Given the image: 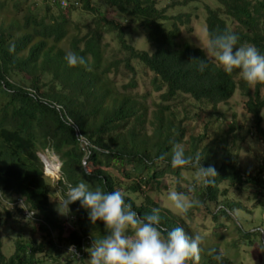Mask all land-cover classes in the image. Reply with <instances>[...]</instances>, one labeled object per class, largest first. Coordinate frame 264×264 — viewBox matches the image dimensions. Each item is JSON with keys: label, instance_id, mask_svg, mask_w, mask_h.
Masks as SVG:
<instances>
[{"label": "trees", "instance_id": "trees-1", "mask_svg": "<svg viewBox=\"0 0 264 264\" xmlns=\"http://www.w3.org/2000/svg\"><path fill=\"white\" fill-rule=\"evenodd\" d=\"M66 1L62 9L57 1L0 0V231L5 216L12 222L24 219L21 207L11 206L14 197L22 198L38 219L24 225L29 237L12 240L11 255L0 239V264H89L83 242L106 235L103 222L92 224L79 201L69 205L71 219L53 208L51 181L39 158L46 152L61 162L56 182L61 197L66 178L73 186L87 182L92 190H121L141 216L159 209L161 224L169 230L183 227L190 236L200 235L188 224L199 215L210 220L212 236L201 235L198 264H235L253 240L264 250V84L249 86L239 70L227 74L201 49L177 43L180 27L191 18L182 8L201 4L206 32H233L237 47L254 45L264 54V0H169L165 8L157 7L158 0ZM176 9L175 15L167 14ZM78 11L83 22L71 19ZM138 30L153 52L130 43V31ZM105 36H112L115 49L108 50ZM68 51L84 57L87 66L69 67ZM203 59L207 67L200 71ZM136 64L152 75L149 86L160 93L158 101L148 100L149 91L138 92ZM118 76L125 81L118 83ZM237 91L246 98L250 116L241 128L223 122L217 111ZM209 109L217 115L216 130L209 133L214 123L208 122L195 134L198 113ZM249 135L261 147L254 170L243 168L239 159ZM175 144L186 156L200 154L202 166L216 168L212 185L196 183L191 167L170 166ZM162 154H167L165 162L157 160ZM85 167L91 175L83 174ZM166 177L178 185L171 179L164 185ZM173 187L199 201L187 215L158 204ZM243 214L252 216L251 224ZM70 245L84 252L78 262L66 257L63 248ZM211 249L216 251L209 255Z\"/></svg>", "mask_w": 264, "mask_h": 264}, {"label": "clouds", "instance_id": "clouds-1", "mask_svg": "<svg viewBox=\"0 0 264 264\" xmlns=\"http://www.w3.org/2000/svg\"><path fill=\"white\" fill-rule=\"evenodd\" d=\"M238 39L239 37L233 32L216 34L205 32L202 50L207 57L214 59L225 73L231 74L234 70H239L240 77L249 86L264 84V54H260L254 45L237 47ZM65 60L69 67L87 66L84 57L72 51L66 52ZM206 67L207 61L200 60V71ZM104 151L107 152L108 149L105 148ZM41 154L44 153H40L39 158L45 176L49 168L53 170L54 165L56 170L61 169V162L59 159L56 160V156L51 163H48L45 159H41L43 157ZM45 155L54 154L47 152ZM166 156L167 154H162L157 160L165 162ZM167 162L174 169L186 167L195 169L194 181L204 187L212 185L218 175L214 166H202L200 154L186 156L185 149L179 144L174 145L170 161ZM83 174L89 176L91 172L85 167ZM63 182L67 191L64 197L57 200L58 213L68 215L69 205L79 201L81 207L87 210L89 221L92 224L102 221L106 230V235L99 240H93L91 247L87 249L89 264H186L188 261L198 264L203 237L199 234L190 236L183 227H175L171 230L163 227L159 209H152L151 214L141 216L133 210L131 204L125 202L121 190L112 192H105L100 188L92 190L87 182L73 186L66 178ZM188 191H194V187H190ZM14 199L21 207L23 217H25L24 210L33 212L31 214V216L34 214L33 219L26 217L25 219L35 223L37 219L35 212L25 207L22 198L14 197ZM167 201L177 214L182 216L187 215L188 211L199 203L187 194L174 190L167 194ZM68 218L71 219L66 217ZM66 248L63 249L67 253ZM215 251L211 249L208 254L212 255ZM68 252L79 256L74 245L69 247ZM68 257L76 262L81 259L76 260L69 255ZM213 258L219 261L221 256L215 255Z\"/></svg>", "mask_w": 264, "mask_h": 264}, {"label": "rangeland", "instance_id": "rangeland-1", "mask_svg": "<svg viewBox=\"0 0 264 264\" xmlns=\"http://www.w3.org/2000/svg\"><path fill=\"white\" fill-rule=\"evenodd\" d=\"M40 1V0H38ZM174 1H181V0H174ZM169 2V0H158V8H165V6L167 5V3ZM183 11L181 12H188L191 14V18H190V22L186 27H180V35L179 38L177 39V43L180 47L187 45L191 48H199V49H203L204 47V33L206 32L205 30V13L203 12V6L201 4H195V9L194 7H191L190 5L186 8H182ZM100 11L103 13H105V15L108 14L107 11H105V8L100 6ZM178 12V9L176 10H168L167 14H172L175 15ZM81 14L80 11L76 12L71 19L74 22H83L81 19L79 18V15ZM109 16H112V13L109 12L108 14ZM87 20V19H86ZM85 22V21H84ZM130 43H132V45L137 49V50H144V51H150L153 52V50L149 47V45L147 44L146 40L143 38V34L141 31H130ZM104 42L108 44V50L111 51L112 48H116V44L112 39V36H105L104 37ZM203 51V50H202ZM204 52V51H203ZM205 53V52H204ZM206 55V54H205ZM207 57V56H206ZM210 58L212 61H215L214 59H212L211 57H207ZM136 68L137 70L140 72L139 73V93L140 94H145L147 91H149V96H148V100H152V101H158L159 99V95L160 93H156L150 90V86H149V80H151L152 75L150 73H148L147 71L143 70L142 67L140 65L136 64ZM116 81L118 83H122L125 81V79L121 76L116 77ZM246 102V98L242 96V94L240 93V91L235 92V94L233 95V97L226 103L223 105H219L217 106V111H218V116L223 119V122L226 121L228 123L230 122H235V124L237 125L236 128H241L243 127L246 123L249 122L250 116L247 114L246 109L244 107V104ZM209 110H204V112H199L198 115V120L196 123H194V132L195 134H201L204 131V127H207V123L208 122H213L214 124L210 123L209 124V133H211L213 131V129H215L216 127V117L217 115L215 114H211ZM192 111V110H191ZM194 112H198V110H194ZM182 113H180V117ZM191 123L193 124V121H191ZM218 125V124H217ZM216 130V129H215ZM250 138V139H249ZM249 138L247 140V143H241V147H244L243 150L239 151V159L240 161L244 164V167H248L250 168V170H254V168L256 167L257 163H259L260 160V153H261V147L258 144V142H255L254 139L252 140L251 136L249 135ZM47 153V152H46ZM43 157H41V159H45V161H47L48 163L53 160V157L56 155H45V154H41ZM56 160H58V157H56ZM60 167V166H59ZM53 170H51L49 168V170L47 171V177L50 178L51 181V186L54 192V195L52 193V196L54 198H59L58 200H60L62 197L60 195V190L56 185V182L59 180L58 177L60 178V170H56V165L53 166L52 168ZM169 179L174 181V186L178 185L175 183V178L174 177H166L164 182V185H166L169 182ZM180 186V185H179ZM171 191H176L175 187L171 188ZM169 193V192H168ZM168 193H164L165 195H160L159 198L157 199V202L160 206L167 208L168 210H170L173 214H177L176 210L174 208L171 207L170 203L167 201V194ZM51 196V202L53 205V208L57 211V203L56 201H54L53 197ZM155 195H152V198ZM2 209V208H0ZM4 211V209H2ZM241 215V214H238ZM244 215V214H243ZM5 216V215H4ZM60 216L67 217V215H61ZM178 216H182V215H178ZM244 219H248L246 222H249L251 224V220L252 216H243ZM6 225L2 226V231H0V239H2L4 241V243L6 244V246H8L5 249V253L9 255H11V252H13V241L12 240H16L17 237L19 236H23V238L29 237V231H27V227H25L24 225L26 223H28L29 221L26 219H22L21 223L19 222H12V220H8L6 218V216L4 217ZM212 223L210 222V220H203V218L199 215L197 217V219L193 222H191V224L189 223L188 225L190 227H198V232L200 233V235H202L203 237H210L211 238V228L213 225H211ZM201 226H205V227H209V229H204ZM10 228V230L12 229V232L8 231H3L4 229H8ZM215 229V228H214ZM253 232V231H252ZM11 236V239L9 241H6L9 237L7 235ZM131 234V233H128ZM39 236V235H38ZM37 238V235L35 236ZM10 251V252H9ZM249 252V253H247ZM241 258H237L235 259V264H264V250L261 249V247L259 246V244L257 243L256 240H253L251 245L248 246V248H245L242 253L240 254ZM66 257H68V255L66 254Z\"/></svg>", "mask_w": 264, "mask_h": 264}, {"label": "built area", "instance_id": "built-area-1", "mask_svg": "<svg viewBox=\"0 0 264 264\" xmlns=\"http://www.w3.org/2000/svg\"><path fill=\"white\" fill-rule=\"evenodd\" d=\"M56 1L59 3V7H60V8H62V9L67 8L68 3H67L66 0H46V2H47L48 4H50V5L56 3ZM32 213H33V212H28L27 210H24V212H23L24 216H25L26 218H28V219H33V218H34V214L31 216ZM91 245H92V242L90 241V239H87V240H85V241L83 242V245H82L81 248H82V250H84V249L86 250V249L90 248ZM70 246H73V245H70ZM70 246H67L66 251H67V254H68L71 258H74V259L78 260V259H80V258L83 257V252H80V249H79L76 245H74V246H75L76 251L79 253V256H78V257L75 256V255H73L72 253L68 252V249H69Z\"/></svg>", "mask_w": 264, "mask_h": 264}, {"label": "bare ground", "instance_id": "bare-ground-1", "mask_svg": "<svg viewBox=\"0 0 264 264\" xmlns=\"http://www.w3.org/2000/svg\"><path fill=\"white\" fill-rule=\"evenodd\" d=\"M48 171V170H47ZM14 202V201H13ZM16 204V202H14V203H12V205L11 206H14ZM23 216V215H22ZM24 219H25V217H24Z\"/></svg>", "mask_w": 264, "mask_h": 264}]
</instances>
